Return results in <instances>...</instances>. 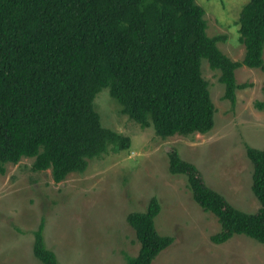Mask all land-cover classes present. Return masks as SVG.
Instances as JSON below:
<instances>
[{
    "label": "trees",
    "instance_id": "16d2710c",
    "mask_svg": "<svg viewBox=\"0 0 264 264\" xmlns=\"http://www.w3.org/2000/svg\"><path fill=\"white\" fill-rule=\"evenodd\" d=\"M204 8L196 0H0V174L7 164L32 158L34 171L49 169L58 183L83 172L89 160L127 149L130 137L103 126L94 108L107 87L122 113L161 138L206 133L215 106L201 59L220 71L231 105L235 70L264 73V0H248L238 23L244 55L235 61L208 36ZM254 107L264 112V99ZM253 170L251 191L260 206L248 213L209 187L196 165L167 152L168 170L183 174L193 200L217 218L210 235L221 244L244 234L264 244V149L245 145ZM161 205L150 197L145 210L130 211L139 249L123 252L124 264H151L173 242L155 217ZM31 250L41 264H59L44 238V219L31 231Z\"/></svg>",
    "mask_w": 264,
    "mask_h": 264
},
{
    "label": "rangeland",
    "instance_id": "374dc122",
    "mask_svg": "<svg viewBox=\"0 0 264 264\" xmlns=\"http://www.w3.org/2000/svg\"><path fill=\"white\" fill-rule=\"evenodd\" d=\"M247 1L196 0L205 11L207 35L221 36L219 49L235 61L244 55L238 18ZM200 68L215 106L206 133L161 138L152 125L142 128L122 113L105 87L94 108L103 126L130 137L127 149L108 148L83 172H71L58 183L49 169L34 171L32 158L7 164L0 174V264H41L31 250V231L41 218L46 246L59 264H124L123 252L133 255L139 249L126 215L145 210L152 196L161 205L155 226L174 240L151 264H264V244L244 234L211 242L210 235L220 229L217 218L193 200L183 174L168 170L167 152L174 147L235 207L252 213L260 206L251 191L253 166L245 145L264 149V112L253 105L264 99V73L238 67L235 79L243 87L231 105L223 96L220 71L206 59Z\"/></svg>",
    "mask_w": 264,
    "mask_h": 264
}]
</instances>
